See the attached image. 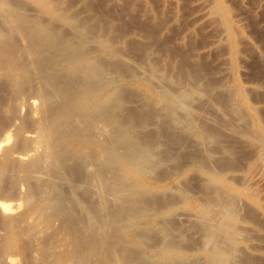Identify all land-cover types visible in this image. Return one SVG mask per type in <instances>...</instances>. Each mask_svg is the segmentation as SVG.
Instances as JSON below:
<instances>
[{
	"label": "rangeland",
	"instance_id": "1",
	"mask_svg": "<svg viewBox=\"0 0 264 264\" xmlns=\"http://www.w3.org/2000/svg\"><path fill=\"white\" fill-rule=\"evenodd\" d=\"M32 1L21 0L28 6L31 5V8L35 7L33 9L34 12L37 11L35 13L42 11L43 14L39 13L41 19L52 27L57 24L61 32L67 33L68 36L73 35L72 32L75 31L77 35H73L74 43L71 41L72 35L70 42L77 44L76 39L79 37L78 43L80 45L85 43V48L81 46L80 51L83 48L87 51L94 50L99 44L101 45L99 46L102 47L101 50L94 51H98L99 54L94 53L93 50L88 51L87 54L83 49L90 57L87 56L85 60L87 63L83 61L82 64L89 68L93 65V61L98 59L95 62L97 64L94 65L99 67L100 72L105 74L106 69L109 68L107 76L102 75L105 91L111 89L110 86H106L110 85L111 80L119 81L120 85L115 84L114 88H120L117 90L120 99L123 97L125 100L122 99L126 101L122 102L119 108L117 107L118 111L116 110L120 120H132L131 114L136 113L137 118L142 119L141 116H144L146 121L141 127H135L134 122H131L134 128L133 135L138 136L140 141L145 139L142 140L143 143L147 142L144 143L147 155L141 157L142 163L140 161L137 163L139 167H133V164L134 171L133 168L125 170L124 166L119 164V167L121 166L119 173L118 169L112 170L116 175L112 173L114 176L111 175V178L108 177L110 173L104 170L106 183H102L104 179L99 182L98 193L93 194L92 191L91 193L89 189L87 190L86 182H83L80 185L82 187L77 191L80 193L75 194V200L79 205L82 202L88 204L98 200L96 203L101 205V216L110 215L112 211L116 215L115 217L111 214L116 221L109 223V227L107 225L108 228H105L107 233L103 235L104 229L100 233L103 236V245L106 244V247L111 244L109 248L113 249L112 252L115 249V252H107L110 249L107 247L106 250L103 246L100 260L103 259L100 264H115L118 261L117 264H140V261L142 264H180V261L181 264H264V0H45L44 2L39 0L42 4L38 0H36L38 2ZM63 11L64 14H61ZM48 13L53 16L49 18ZM65 13L79 24L80 28L75 23L73 25L77 26L82 34L71 23H65L68 28L65 27L66 25L62 27L60 18L63 17L62 15L66 16ZM202 13L208 15L203 17ZM54 15H58V18ZM66 28H75V30L67 32ZM83 34L84 39H81ZM98 37L99 42L95 40ZM90 38L93 43L91 42L89 46V41H92ZM79 39L84 42L81 41V44ZM96 41L97 43H94ZM106 41L110 43V47L113 46L112 49L118 53V56L120 53L122 56L112 58L113 56L109 57L107 54L102 55L105 46H109ZM88 61L93 63L89 64ZM131 70H135L140 75V80L139 78L122 79L121 72L130 73ZM152 70L157 74L160 73V78H165L160 79L158 75L155 76L156 73ZM148 80L150 84H147ZM164 84L175 92L180 87L186 89L198 85L195 88L198 93L190 94L183 105L170 104L175 108L171 110L164 101L159 99L155 101V98L151 97L160 90L159 86L161 88ZM1 91L0 98L5 94L11 96L9 88ZM7 95L3 96L0 102L9 100L7 98L10 97ZM23 101H26L25 98ZM10 105L8 102L7 108ZM27 105L28 103L20 106L22 108L18 113L20 112L21 117L18 122L20 118L31 120L29 110L32 107L29 108L31 105ZM173 111L175 116H172ZM104 132V136L101 137H108V133ZM122 142L124 141L121 140L118 144L122 146ZM71 163L75 164L77 171L83 170V173L89 174V169L86 170L84 164L83 168L78 167L82 164H77L75 161ZM71 163L69 166H72ZM119 167L117 165L115 168ZM123 171L129 175L125 173V176ZM118 174L120 177L117 176ZM115 176L119 179L118 182H127L126 184L131 188L122 187L120 183V186H117ZM30 183L26 184L29 186L28 189L32 188V185L35 188L40 185V182H37V185L35 180ZM111 184H114L115 188ZM26 185H22L23 192L27 190H25ZM83 187L84 190L86 187V191L80 190ZM66 188L68 187H65V190ZM68 191L69 199L73 200L69 189L66 193ZM112 192L114 198L110 195ZM97 194V199L93 198ZM135 197L139 199L135 200ZM148 199H151L150 202ZM122 200L127 201V205L135 202L137 205L134 204V210L123 213L122 210L118 211L122 204L127 206ZM105 202L110 203L114 208L112 206L109 208L108 205L110 209L108 210L104 206ZM154 206L157 211L153 210ZM130 211H135L138 215L134 214L135 216L132 217ZM139 213H142L143 218ZM56 220L58 223L55 222ZM50 223V227L49 225L40 227L47 230V233L39 228L45 236H41L38 229L33 230L35 233L31 231L23 236L22 242H29L26 245V248L29 247L27 250L21 248L13 255V252L0 245V264H41L43 261V264L48 262L67 264L51 256L56 254L62 256V251L63 254H73L71 249L74 251V244L68 238V240L65 238L67 242L62 238L66 232L60 226L61 217L54 218ZM111 225H113L112 229ZM125 225L127 228H123ZM138 225L139 227H136ZM59 229L60 231H55ZM119 233L121 236L118 235ZM24 237L28 240L25 241ZM29 239L36 242V244L32 242L33 245L35 244L34 247ZM53 242L56 244H52ZM65 243H68L67 248ZM30 244L34 251L28 246ZM45 245L50 247L46 249ZM54 247L56 250H51L55 249ZM44 248L50 253L40 252ZM35 249L40 250V253ZM20 253L21 255L16 257ZM46 253L48 259L45 258ZM106 253L110 258L104 256ZM36 255L39 257V262ZM43 256L44 260L41 262L40 257ZM173 256L178 260L173 259ZM34 257L35 261H33ZM4 260L7 262H3Z\"/></svg>",
	"mask_w": 264,
	"mask_h": 264
},
{
	"label": "bare ground",
	"instance_id": "2",
	"mask_svg": "<svg viewBox=\"0 0 264 264\" xmlns=\"http://www.w3.org/2000/svg\"><path fill=\"white\" fill-rule=\"evenodd\" d=\"M38 1L35 0V2H38ZM44 1L45 0H43V2ZM40 3L42 4V2ZM40 3L39 5H41ZM47 3L49 4V2ZM30 6L25 4V2L24 3L21 2V0H0V91L4 88L6 89L9 88L11 91V96L5 94V96L7 95V97L8 96L10 97V98H7L9 100H6L5 98L7 103L6 101L4 102L5 104L0 102V245H3L7 250H10L11 252H13L12 253L13 255H14V252L15 254L16 252L18 253V251H20L21 248H25L27 250V248L29 249V247L26 248V245L29 242L27 243L22 242L24 235H27L31 231L32 233H35V231L33 232V230H37V229L39 230L38 233H41L40 229H43L44 227H47L49 224H51L50 223L51 220H53L54 218L61 217L60 226L62 229H64L63 231L66 232L65 236L62 238L63 239L68 238L71 241V243L74 244L73 246L75 247V249L74 251L73 249H71L72 251L70 250L73 254H70V253L63 254V251H62V256L56 254L57 256L55 255L51 257H53V259L55 260L60 259L61 262L63 261L64 263H67V264H89L90 261H91L90 264H100L101 263L100 261L103 259L101 258L100 260V256L102 255V253L100 252H101V249L104 248L106 245V244L103 245V239H102L103 236L100 233L102 229H104L102 231L103 235L104 233H107V231H105V228L107 229L109 227L108 224L115 220L113 219L114 218L113 216L115 215V213L112 211L111 214H114L113 216L111 214L107 216H101L100 214L101 205H99L98 202L96 203V201L98 200L95 201L92 199L93 201L89 202L88 204H86L85 202H82L85 199L80 200L82 204L79 205V202L75 200V196H76L75 194L80 193L77 191L79 187H82L80 185H82L83 182H86L88 186V187L86 186L87 190L89 189L90 192L91 191L93 192V194L99 191L98 190V187L100 185L99 182H101L104 179L103 180L104 182L102 181V183H106L105 182L106 176L104 175V172H103L104 170H107L110 173V175L108 176L110 177L111 175L115 173V171H113L114 173L112 172V170L114 169H118L117 172L119 173V169L121 168V166L119 167V164L124 166L125 170L126 169L128 170V168L132 169L133 167L138 166L137 163H140L141 157L145 156L146 154V144H144L146 141L143 143L142 142L143 139L140 141L138 136L133 135L134 128L131 124L134 122L135 127H141V126H144L143 124L146 121L144 119V116H141L142 119H139L137 118L136 113L133 114L132 112H131L132 113L131 115L133 117L132 120H129V121H127V119H125L126 121L120 120L117 116L116 110L119 108L122 102L125 103L126 101H124L125 99L123 97L122 98L124 100L122 98L120 99V95L118 94V91H117L120 88L119 89L114 88V86L119 84V81L117 82V80H111V81L109 80L110 82L109 81L108 82L110 83V85H106V86H110L111 89L105 91V85H104L105 83L102 82V79L104 76L102 77V75L107 76L106 73H109V70L107 72V69L109 68L106 69L105 74L102 71L100 72L99 67L97 68L94 65V63L98 61V59L95 61L94 58H93L94 63L91 61L90 62L88 61L89 64L93 63L94 66L90 65L89 68L85 67V65L82 64L83 61L87 60V56H88L85 54V51L88 54V51L90 52L93 49L91 50L88 49V51L85 50L84 49L85 43H83L84 45L82 44L84 40L79 39L80 40L79 42L82 41L81 42L82 45H80V43H78V38H79L78 36H77L78 38L76 39V42L78 45L72 44V42L74 43L73 35L75 34L74 33L75 31L72 32L73 35L71 34L72 39H73L71 40V37H70L71 35L68 36L67 33L61 32V28L59 29L56 26L57 24L55 26L53 25L54 27H52L51 24L43 21L41 19L42 16L40 17V14H43L41 13L42 11L35 13L37 12V11L34 12L33 10L35 7L31 8ZM42 9L43 8H41V10ZM59 10H63V9H59ZM64 11L61 12V14L62 13L64 14ZM207 13L206 14L202 13L204 15L202 16L203 17L207 16L208 15ZM48 14H49L48 16L49 18L53 16V15L50 16V13ZM65 14L66 16L62 15L63 17L59 15L61 17L60 22H62V25H63L62 27L66 25L65 23H69V24L71 23V25L74 26L73 25L75 23V21L73 20L74 18L72 17L70 18L69 17L70 15L68 16L67 13ZM45 15L47 16L46 13ZM60 22H58L59 25H61ZM76 24L77 26L79 25L77 22L75 23V25ZM77 26H74V27L76 28ZM65 27H67V25ZM75 28L74 29L69 28L67 29V32L68 30L69 31H72V29L75 30ZM76 29L78 30V28ZM78 31L80 33L81 30L79 29ZM78 31H76V33ZM83 37H84V34L80 38L82 39ZM85 38H87V36ZM70 40L72 42H70ZM95 40H98L99 42L100 38L98 37V39H95ZM107 41H106V44H109V46L108 45L105 46L106 44L104 45L105 49H103L104 53L101 52L102 55L107 54L109 55V57L113 56L112 58H114V56H118V53L112 49L113 46L110 47V43H107ZM91 42L93 43V40L89 41V46ZM103 42L105 43V41ZM103 42L102 43L100 42V43L104 44ZM94 43H97V41ZM81 46H84V48L83 47L82 48L85 51L82 48H81L82 51L79 50ZM99 46L101 45L99 44ZM99 46L98 48L96 47L95 49L101 50L102 47H99ZM95 49L93 50V52L95 51ZM120 54L119 56L121 57L122 54L121 55ZM88 57H90V55ZM93 57L96 58V56H93ZM120 60H122V58ZM109 62H112V61H109ZM85 63L87 62L85 61ZM137 67L139 68V66ZM113 75L114 74H111V76ZM154 75L159 76L160 73L158 74L156 73ZM108 76H110V74ZM120 76L122 77V79L126 78V80L127 79L136 80L137 78H139L140 75H138V73H136L135 70H131L130 73L128 71L124 73L121 72ZM160 77L161 76H159V78ZM145 81H147V79ZM147 84H150V82ZM197 87L198 85L194 87L190 86V88L188 87L186 89L183 87H180L175 92V90L174 91L169 90L167 86H165L164 84L161 86V88L159 86L160 90L156 92L155 94H153V96L151 97H154L155 101L157 99L164 101L166 106H169L171 110H174L175 109L174 106H171L170 104L177 103L178 105H183L185 99L189 97L190 94H192L193 92H197V90H195V88ZM1 92L0 94H2ZM3 96L4 95H2V97ZM24 98L26 101H23ZM8 102L11 105L10 107L7 108ZM164 102L162 103L164 104ZM27 103L28 105H31L29 106V108L32 107L29 110L31 112L30 114L31 120L29 121V120H24L20 118L21 120L18 122L19 117H21V115H19L20 112L18 113L19 109L22 108L20 106H23L24 104H27ZM175 115L176 114L173 111L172 116H175ZM103 132L108 133V137L102 138L101 135H103ZM121 140L124 141L122 142L123 144L122 146L118 144L119 141ZM71 161L72 162L75 161L77 162V164H82V166L78 165V167H83V164H84L86 170L89 169V174L87 172H85L87 174L83 173L82 172L83 170H80V169L78 170H80L81 172L77 171L75 164H72ZM70 163L72 164V166H69ZM133 164L134 165L137 164V165L134 166ZM117 165L119 168H115ZM132 170L134 171V168ZM108 172H105V174ZM122 173H124V171ZM120 175L123 176V174H120ZM117 176H119V174ZM117 176H115L114 179L115 181L117 180L118 182L119 179H117ZM142 176H143V173H142ZM110 178H108L109 181H110ZM129 178H128V182H129ZM33 180H35L36 184L37 182H40V185L38 186V188H35V186L32 185V188L30 187V189H28L29 186H27L26 184L32 182ZM119 183L120 182H118V185L116 182L114 184L117 186H120V184H122V187L125 186V188H129V185H127L128 184L127 182H126L127 184L123 182L126 185H124L123 183H120V184ZM23 184L26 185L27 187L25 188V190L27 189L26 192L25 191L23 192L21 190L23 189L22 188ZM114 184H111V185H113L112 187L115 188ZM65 187H68L66 188V190L67 189L70 190V196H72L73 200L69 199V196L67 195L69 194V191L66 193ZM86 187H85V190H84V187L83 189L80 188V190L86 191ZM146 189L147 188H145V190ZM114 190L117 192V190L119 189L117 187V190L116 189ZM99 194H101V192ZM112 194L113 192L110 195ZM110 195H107V197ZM124 195L127 196L126 194ZM152 195L153 194H151V196ZM96 196H98V194L95 195L93 198H95ZM112 196L114 198V195ZM120 197L122 196H119V198ZM109 198L113 199L111 198V196ZM137 198L139 199V197ZM110 199H109V202H110ZM123 199H124V196H123ZM138 199H136L135 197V200H138ZM83 203H85V205ZM125 203L127 205L128 202L126 201ZM134 204L137 205L136 202L130 203L127 206L122 204L121 208L119 205L117 204L116 205L119 206L120 208V210L118 209V211L122 210L123 213H128L129 212L128 210L132 211L135 209ZM108 205H109V208L110 206H112L110 203L109 204L106 203L104 206L108 208L107 207ZM109 208L108 210H110ZM112 208L114 207L112 206ZM145 209L147 208L145 207ZM155 209L156 207L153 210L157 211ZM133 212L129 214L131 216L138 215V213L135 214V211ZM141 214L139 216H141ZM123 217L121 218L123 219ZM125 217H127L126 214H125ZM141 217L143 218V216ZM55 222H57V220ZM53 224L54 223H52V225ZM122 224L124 225V222ZM112 226L113 225H111L110 228ZM130 226H128V228ZM40 227H43V228H40ZM57 227H59L58 224H57ZM136 227H139V225ZM123 228H127V226L125 225ZM1 229H2V232H1ZM55 231H60V229L55 230ZM45 232L47 233V230ZM39 235L40 234H38V236ZM42 235L45 236L43 231L41 233V236ZM46 235H49V234H46ZM118 235H120V233ZM53 236L51 239H53ZM34 238L35 237H33V239ZM24 239L25 241L28 240V238H25V237ZM30 240L31 239H29V241ZM60 241H59V244H60ZM30 242L32 244L33 241H30ZM108 242H110V240ZM23 243L25 244L24 247L22 246ZM33 243L36 244V242H33ZM31 244L28 246H31ZM52 244L55 245L56 243L53 242ZM59 244L57 243L58 246ZM65 244H66L65 248H67L68 243H65ZM109 246L105 247L106 250H107V247L108 249H110ZM33 247L31 246V249ZM48 247L50 246L48 245ZM48 247L45 245L46 249ZM60 247L59 249L61 250ZM45 248L43 249L45 251L43 250L41 251L39 250V251L49 252V250H46ZM54 248L55 249H51V250H56V247ZM65 248L63 250H65ZM25 249L23 250L25 251ZM174 249L175 248H173V250ZM1 250H3V248ZM32 250L34 251V249ZM112 250L113 249H110L107 252H110V253L115 252V249L113 252ZM55 252L57 253V251ZM6 253L7 251L5 252V255ZM22 253L24 252L22 251ZM9 254L11 255V253ZM51 254L53 255V253ZM19 255H21V253L16 255V257ZM45 255H46L45 256L46 258L47 253ZM114 255H116V253ZM104 256L105 257L108 256L107 253ZM36 257L38 260L39 257L37 255ZM48 257L46 259H48ZM51 257L49 258L50 261L52 260ZM40 258L42 262L44 260V256ZM109 258L108 259L105 258V259L109 260ZM112 258L114 257L112 256ZM157 258L159 260V257ZM175 258L176 257L173 256V259ZM35 259L36 258L34 257L33 261H35ZM171 259H172V256H171ZM8 260H9V257H8ZM176 260L178 259L176 258ZM110 261L112 263V259H110ZM3 262H5V260ZM10 262H12V260ZM37 262H39V260ZM43 262L41 264H43ZM123 262H125V259ZM164 262L166 261L164 260ZM117 263L115 262V264ZM140 264H142L141 261H140ZM180 264H181V261H180Z\"/></svg>",
	"mask_w": 264,
	"mask_h": 264
}]
</instances>
